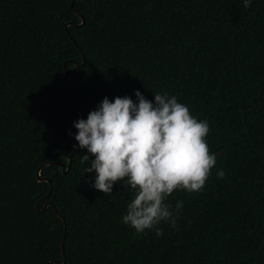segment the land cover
<instances>
[{"label":"trees","instance_id":"1","mask_svg":"<svg viewBox=\"0 0 264 264\" xmlns=\"http://www.w3.org/2000/svg\"><path fill=\"white\" fill-rule=\"evenodd\" d=\"M72 1L0 0V264H264V0H76L80 27ZM137 90L206 120L216 156L203 189L167 197L160 237L123 224L133 194L95 189L87 149H65L79 111Z\"/></svg>","mask_w":264,"mask_h":264},{"label":"clouds","instance_id":"2","mask_svg":"<svg viewBox=\"0 0 264 264\" xmlns=\"http://www.w3.org/2000/svg\"><path fill=\"white\" fill-rule=\"evenodd\" d=\"M243 6L251 7V0H244ZM135 95L138 103L129 96L114 102L105 97L87 120L74 122L75 139L80 149H87L81 163L90 161L84 173H96L95 189L111 194L119 181L133 194L122 223L134 234L151 229L160 237L161 221L176 225L167 197L176 189H203L216 156L205 142L208 122L194 118L175 96L156 92L152 102L138 90ZM217 175L222 179L225 173ZM182 208L178 201L176 211Z\"/></svg>","mask_w":264,"mask_h":264},{"label":"water","instance_id":"3","mask_svg":"<svg viewBox=\"0 0 264 264\" xmlns=\"http://www.w3.org/2000/svg\"><path fill=\"white\" fill-rule=\"evenodd\" d=\"M75 1H76V0H73V1H72L70 8H71V10H72L77 16H79V18L81 19V21H82L81 24L77 26V27H80V26H83V25L85 24V19L82 17L81 14H79L77 11H75V9H74V3H75ZM71 25H73V24H71V23L66 24V30H67V33H68L69 36H70V33H69V30H68V29H69V27H70ZM82 57H83V63L81 64V66H84V64H85V57H84L83 54H82ZM71 62H73L74 64H76L74 61H71ZM65 65H66V64H65ZM66 74L69 76L70 79H73V77H72L71 75H69V73H68L67 71H66ZM70 79H64V80H61V81L59 82V86H58V90H59V98H58V102H57V104L53 107V113H54L55 115H57L59 119H63V118H65V117L69 114V112H66V113H64V114H62V115H58L56 109H57V106H58V104L60 103V100H61V97H62V82L71 83ZM79 113L81 114V116H80L79 119H83V114H82L80 111H79ZM72 127H74V124H73V125H70V126L67 128V133H68V135L70 136V138L72 139V143L69 144L68 146H66L65 149H69V148L75 146V145H76V142H77L76 139H75L73 136L70 135V130H71ZM62 152H63V151H62ZM63 154H64V153H63ZM64 157L67 158L68 161H69L68 164H67V166H66L65 164H63L62 162H56V163H54V164L47 162V163H44L43 165H41L40 168L37 170V178H38V181H39V182H48V183L51 185V181H50L49 179H47V178H41V172H42V169H43V167L46 166V165H56V166H59V167L62 168V172H63V173H67V172L70 170V167H71L72 161H71V158H70L68 155H64ZM49 193H50V192H49ZM49 193L45 196V198L49 195ZM50 204L52 205V203L47 204V205L45 206L44 210L47 209V207H48ZM55 212L58 214L56 208H55ZM58 216H60V215L58 214ZM60 217H61V216H60ZM62 220L65 221L64 219H62ZM66 234H67V231H66V229H65V233H64V236H63L62 241H61V249H62V252L64 251V241H65ZM63 264H66L65 255H63Z\"/></svg>","mask_w":264,"mask_h":264}]
</instances>
